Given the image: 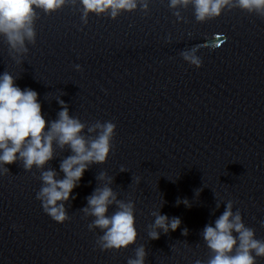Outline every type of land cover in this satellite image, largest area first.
I'll use <instances>...</instances> for the list:
<instances>
[{"label":"clouds","instance_id":"clouds-1","mask_svg":"<svg viewBox=\"0 0 264 264\" xmlns=\"http://www.w3.org/2000/svg\"><path fill=\"white\" fill-rule=\"evenodd\" d=\"M191 5L195 20L206 23L220 17L225 11L240 9L249 14L264 17V0H169V8L177 20H182L179 9ZM71 6L81 13L83 24L88 23L90 14L108 16L115 20L124 12L138 9L145 14L149 11V0H0V37L8 45L9 55L16 63L27 56V45H35L36 22L40 12L51 15ZM226 39V38H225ZM223 40L213 36L203 47L215 49ZM198 48L181 53L190 65L200 68L202 60L197 55ZM81 71L80 65L74 66ZM16 79L8 72L0 75V175L10 170L6 165L21 162L26 171L33 167L41 170L42 186L36 193L44 212L57 223L70 219L66 204L72 199L73 190L86 170L95 164L106 163L116 135V124L111 121H96L86 124L69 113L63 100H58L61 110L57 118L47 121L42 114L39 94L31 89H21ZM86 130V131H85ZM55 145V147H54ZM56 148L70 150L71 155L60 161L59 169L63 178L58 179L54 168L43 170L56 158ZM121 172L125 169L121 168ZM103 186H97L87 199V205L80 209L85 217H92L87 225L89 231L99 229L96 244L101 251H119L133 245L138 237L135 227V204L131 199L118 198V193L110 186L114 180L105 172L96 176ZM139 183V178H137ZM177 205L183 203L190 207L187 199H177ZM115 211L109 215V208ZM216 203V208H220ZM234 202L228 200L223 213L213 224L206 225L201 236L210 250L206 264H256L257 257H264V240L255 237V231L245 225L239 210L233 211ZM154 223L149 225V238L157 240L161 233L168 234L181 226L179 217L169 218L159 212H153ZM264 224V221L261 222ZM189 230L184 228L182 235ZM147 252L144 245L135 249V258H129L127 264H145ZM195 264H202L197 260Z\"/></svg>","mask_w":264,"mask_h":264}]
</instances>
